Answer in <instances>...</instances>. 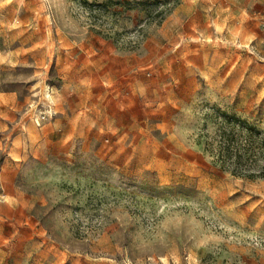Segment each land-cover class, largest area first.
I'll list each match as a JSON object with an SVG mask.
<instances>
[{
  "label": "rangeland",
  "instance_id": "1",
  "mask_svg": "<svg viewBox=\"0 0 264 264\" xmlns=\"http://www.w3.org/2000/svg\"><path fill=\"white\" fill-rule=\"evenodd\" d=\"M219 112L264 133V0H0V264H264Z\"/></svg>",
  "mask_w": 264,
  "mask_h": 264
},
{
  "label": "trees",
  "instance_id": "2",
  "mask_svg": "<svg viewBox=\"0 0 264 264\" xmlns=\"http://www.w3.org/2000/svg\"><path fill=\"white\" fill-rule=\"evenodd\" d=\"M215 124V135L205 143V152L213 164L237 178L264 180V133L240 118L220 112Z\"/></svg>",
  "mask_w": 264,
  "mask_h": 264
}]
</instances>
